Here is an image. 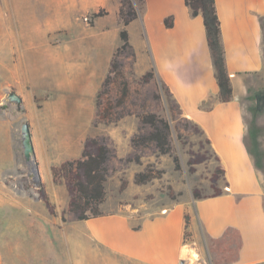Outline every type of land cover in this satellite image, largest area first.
Instances as JSON below:
<instances>
[{"label": "rangeland", "instance_id": "obj_1", "mask_svg": "<svg viewBox=\"0 0 264 264\" xmlns=\"http://www.w3.org/2000/svg\"><path fill=\"white\" fill-rule=\"evenodd\" d=\"M133 2L138 16L142 3ZM39 5L50 19H34ZM120 6V0H0V264H133L91 239L68 209L69 163L81 158L89 139L108 148L101 212L152 216L181 202L190 214L194 189L207 196L218 188L220 177L211 180L218 161L204 134L180 114L144 51L129 36L120 48V30L129 25L120 22ZM10 92L22 101H7ZM254 92L242 109L264 184V110L256 113ZM147 114L169 123L167 153L141 141L150 131L140 120ZM23 121L39 179L24 160ZM147 168L152 178L137 183ZM185 245L183 264H236L235 231Z\"/></svg>", "mask_w": 264, "mask_h": 264}, {"label": "crops", "instance_id": "obj_2", "mask_svg": "<svg viewBox=\"0 0 264 264\" xmlns=\"http://www.w3.org/2000/svg\"><path fill=\"white\" fill-rule=\"evenodd\" d=\"M214 1L232 85L227 102L215 99L218 85L202 17L192 16L184 0H143L128 36L224 168L220 193L191 202L194 238L219 239L235 231L236 264H264V184L244 142L242 109V99L263 87L264 0ZM169 15L173 23L166 27ZM204 100L212 101L209 109L200 107ZM185 207L174 203L152 216L119 209L80 221L91 239L133 264H183L189 253L183 242Z\"/></svg>", "mask_w": 264, "mask_h": 264}, {"label": "trees", "instance_id": "obj_3", "mask_svg": "<svg viewBox=\"0 0 264 264\" xmlns=\"http://www.w3.org/2000/svg\"><path fill=\"white\" fill-rule=\"evenodd\" d=\"M138 1L143 4V0ZM120 2L119 19L123 26H127L137 17V8L133 0H120ZM184 2L189 8L192 16L200 15L202 17L207 44L211 52L214 75L218 85V93L215 99L217 102H227L232 98V85L226 68L224 46L221 40L220 22L216 12L215 1L184 0ZM172 23L173 17L171 15L164 18V24L166 27L172 26ZM119 36L122 41L120 48L127 47L129 45L127 29L123 28L120 30ZM149 75L151 74H145L143 78L147 80ZM160 86L170 96L169 88L162 81H160ZM254 100L256 113H262L264 110V88L258 89L254 92ZM211 103V100H204L200 104V107L209 109ZM175 106L181 114L178 106L176 104ZM140 120L142 123L148 124L150 127V131L145 136H141V141L153 142L161 153H167L169 151V123L155 114L141 116ZM206 142L209 143L207 138ZM244 142L250 155H254V151L251 150L246 136H244ZM107 153L108 148L104 144H101L94 139H89L84 144L81 158L69 163L71 175L69 176L70 178L68 181V189L70 193L68 209L79 220L102 214L99 210V204L103 201L105 194L103 183L107 173L105 164ZM214 156L218 161V166L212 174V182H215L217 178L224 174V168L220 163V158L215 154ZM151 178V170L147 168L145 172H139L136 174L135 181L137 183H143ZM213 188L214 191L207 196L220 193V189L215 186H213ZM192 194L195 199L206 197L202 196L197 189H194ZM41 198L48 212L54 213L53 205L50 203L47 195L42 193ZM193 240L194 235L191 230V216L185 210L183 242L187 243L190 241L192 242Z\"/></svg>", "mask_w": 264, "mask_h": 264}, {"label": "water", "instance_id": "obj_4", "mask_svg": "<svg viewBox=\"0 0 264 264\" xmlns=\"http://www.w3.org/2000/svg\"><path fill=\"white\" fill-rule=\"evenodd\" d=\"M6 100L20 103L22 101V98L16 92H10L6 96ZM20 141H21L24 160L26 164L30 165L31 169L34 171L32 175L37 176V178L39 179L35 152H34V147H33L32 139H31V132H30L29 124L27 121H23L20 125Z\"/></svg>", "mask_w": 264, "mask_h": 264}, {"label": "bare ground", "instance_id": "obj_5", "mask_svg": "<svg viewBox=\"0 0 264 264\" xmlns=\"http://www.w3.org/2000/svg\"><path fill=\"white\" fill-rule=\"evenodd\" d=\"M44 1V0H43ZM49 1H51V0H49ZM37 2H39V1H37ZM46 2V1H45ZM44 2V3H45ZM40 3V2H39ZM44 3H42L43 5H44ZM47 3V2H46ZM45 3V4H46ZM36 5H38V4H36ZM40 6V5H39ZM48 8V7H47ZM50 8V7H49ZM37 9V8H36ZM68 9V8H67ZM54 10H56V9H54ZM51 12V11H50ZM56 12L58 13V11L56 10ZM65 13V12H64ZM52 14V13H51ZM36 16H34L35 18V20H37V19H39V20H41L42 18H49V16H50V14L48 13V12H46V10L44 9V8H42L41 6H40V9L38 8L37 9V12H36V14H35ZM59 15H60V11H59ZM68 15V14H67ZM55 16V15H54ZM66 16V15H65ZM41 18V19H40ZM50 19V18H49ZM53 20V19H52ZM57 20H59V19H57ZM48 23V22H47ZM38 58V57H37ZM33 60H35V59H33ZM33 62H35V61H33ZM36 67V66H35Z\"/></svg>", "mask_w": 264, "mask_h": 264}]
</instances>
